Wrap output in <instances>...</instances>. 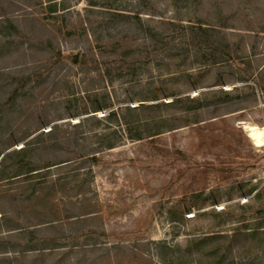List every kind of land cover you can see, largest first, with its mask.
Here are the masks:
<instances>
[{
  "label": "rangeland",
  "instance_id": "obj_1",
  "mask_svg": "<svg viewBox=\"0 0 264 264\" xmlns=\"http://www.w3.org/2000/svg\"><path fill=\"white\" fill-rule=\"evenodd\" d=\"M250 126L264 0H0V264H264Z\"/></svg>",
  "mask_w": 264,
  "mask_h": 264
},
{
  "label": "bare ground",
  "instance_id": "obj_2",
  "mask_svg": "<svg viewBox=\"0 0 264 264\" xmlns=\"http://www.w3.org/2000/svg\"><path fill=\"white\" fill-rule=\"evenodd\" d=\"M248 131H249V135L252 137V139L255 141L256 144L264 145V131L262 129L250 126Z\"/></svg>",
  "mask_w": 264,
  "mask_h": 264
},
{
  "label": "trees",
  "instance_id": "obj_3",
  "mask_svg": "<svg viewBox=\"0 0 264 264\" xmlns=\"http://www.w3.org/2000/svg\"><path fill=\"white\" fill-rule=\"evenodd\" d=\"M128 110H131L132 108H127ZM115 112L112 110L108 113V116H114Z\"/></svg>",
  "mask_w": 264,
  "mask_h": 264
}]
</instances>
